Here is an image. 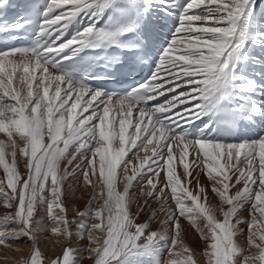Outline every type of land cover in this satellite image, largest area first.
<instances>
[{"label": "snow or ice", "instance_id": "6c2138e0", "mask_svg": "<svg viewBox=\"0 0 264 264\" xmlns=\"http://www.w3.org/2000/svg\"><path fill=\"white\" fill-rule=\"evenodd\" d=\"M113 3L49 0L39 25L41 44L0 53V246L27 238L30 255L22 264H45L37 246L36 217L43 208L56 237L71 242L88 235L83 250L92 264L140 258L198 264L183 221L205 242L207 264H264V138L232 144L190 140L182 131L227 99L248 39L250 0H187L151 79L118 98L56 71L109 38L94 25L69 39L64 34L82 14L94 17ZM202 176L218 198L215 205L206 203ZM81 179L92 198L78 210L68 195ZM140 189L142 205L133 198ZM153 201L158 208L141 222ZM70 212L77 217L75 237ZM160 213L165 218L153 228ZM244 226L246 248L238 243ZM52 264L80 261L66 246Z\"/></svg>", "mask_w": 264, "mask_h": 264}, {"label": "bare ground", "instance_id": "6f19581e", "mask_svg": "<svg viewBox=\"0 0 264 264\" xmlns=\"http://www.w3.org/2000/svg\"><path fill=\"white\" fill-rule=\"evenodd\" d=\"M186 2L187 0H167L169 5H173L171 7H165L160 4L158 0H135V3L133 4V7L136 9L138 14L139 23L150 31L155 32L160 37L159 58L161 57L163 51L169 46L173 38V34L177 30L178 17L183 5ZM112 5L113 4L105 7L102 13H98L94 17L88 13L82 14L76 21L73 22L72 25L69 26L67 32L64 34V38L69 39L77 32L82 31L85 27L90 25H94L96 31L98 25L104 19ZM249 11L251 12V18L248 24V39L241 52V59L235 64L232 73L234 79L231 82L228 99L234 107L237 117L239 118L237 123L241 130H246L247 128L255 129L256 137L255 139H240L232 144L251 142L264 138V128L261 130V134L258 133V130L260 131V129L256 130L260 123L264 124V0H250ZM165 14H171V16L175 18V27L169 26L168 22L164 18ZM165 26H167L170 30L165 32ZM57 73L62 74L58 71ZM217 109L218 107L209 115H205L200 120H196L195 123L199 122L204 129H207L211 120L212 122L214 121L212 118L215 116ZM192 125L193 124L182 129V131L187 134V138L190 140H193L190 138V127ZM0 138H2V134H0ZM197 139H206L208 141L225 143L215 135H210L209 137L204 138L201 134ZM7 159L10 161V157ZM18 170L21 173L26 172L22 160H20L18 164ZM177 172L178 174L182 172V166L177 168ZM2 174L3 169L0 168V175ZM201 185L206 186L208 190V199L206 203L208 205H215L218 203V198L211 192V186L207 181L206 176L201 177ZM122 188L123 186L119 185V189L121 191ZM139 191H142V189L137 190L133 198H139V202L142 205L143 197H139ZM232 191L234 193L235 189ZM91 198V191L84 186L82 179L79 183H73L68 195L72 208L83 210L89 206ZM202 203H205V201H202ZM98 206V204L93 205V207ZM158 206V202L153 201L151 207L139 217L140 221L148 222L153 214V211L158 208ZM247 209L248 205H245L244 208L241 209L243 219L248 218ZM132 211H137V206L135 204L132 206ZM165 215L166 213H160L158 218L152 222L151 226L153 228H158L160 223L164 220ZM36 218L40 222L37 228V246L42 252L45 264H52L53 260L61 257L66 246H70L73 249L74 258L77 261H80V264H92L91 260L87 258L90 253L83 250L88 244V235H85L83 240L74 239L69 242L64 238H58L51 233L53 225L47 220L43 208L39 210V214ZM68 218L70 221H73L71 231L75 237L76 233L79 231V229L75 226V221L77 219L75 212H70ZM183 224L186 230L185 242L196 253L198 264H207V257L203 255L205 251V242L200 239L199 233L190 227L188 221H183ZM92 235L99 234L92 233ZM238 243L244 248L247 247L246 226H244V231L238 238ZM30 245L31 241L27 240V238H22L20 241H17L11 246H0V264H22V262L30 255ZM164 259H167V254H165ZM128 262L131 263L130 261ZM133 262L134 264H154V261L151 258L135 259Z\"/></svg>", "mask_w": 264, "mask_h": 264}, {"label": "rangeland", "instance_id": "374dc122", "mask_svg": "<svg viewBox=\"0 0 264 264\" xmlns=\"http://www.w3.org/2000/svg\"><path fill=\"white\" fill-rule=\"evenodd\" d=\"M8 259V258H7ZM132 260V261H131ZM131 260H128V261H130L131 263H129L128 261L126 262V263H128V264H134V262L133 261H135V259H131ZM136 260H138V259H136Z\"/></svg>", "mask_w": 264, "mask_h": 264}]
</instances>
